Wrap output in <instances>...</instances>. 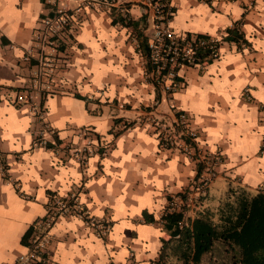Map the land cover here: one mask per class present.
<instances>
[{
    "label": "crops",
    "instance_id": "obj_1",
    "mask_svg": "<svg viewBox=\"0 0 264 264\" xmlns=\"http://www.w3.org/2000/svg\"><path fill=\"white\" fill-rule=\"evenodd\" d=\"M76 5L0 0V264L26 251L22 235L43 214L47 195L70 192L109 227L102 233L74 215L57 217L47 229L41 263L157 260L164 236L160 214L197 169L183 153L160 147L151 124L167 122L176 108L188 114L199 143L223 155L203 194L182 195L184 218L215 208L228 185L253 192L264 183V152L258 150L264 139V0H170L173 31L219 33L221 40L217 57L203 68L181 65L183 84L167 93L142 81L144 56L135 49V31L111 21L116 11L78 14ZM122 5L131 19L146 17L137 0ZM62 7L77 24L55 37L60 48L45 45L42 56L32 46L34 34L43 17ZM232 24L242 40L224 38ZM137 30L150 35L146 21ZM44 127L47 144L36 145L35 133ZM85 144L91 151L77 159L73 147ZM214 182L222 187L209 194Z\"/></svg>",
    "mask_w": 264,
    "mask_h": 264
},
{
    "label": "built area",
    "instance_id": "obj_2",
    "mask_svg": "<svg viewBox=\"0 0 264 264\" xmlns=\"http://www.w3.org/2000/svg\"><path fill=\"white\" fill-rule=\"evenodd\" d=\"M75 11L85 9H113L119 15L128 18L123 7L126 0H76ZM146 10L145 21L150 25V35L146 38V50L135 44L138 53L144 56L142 66V81L159 87L165 93L180 87L183 83L178 78L177 69L181 65H197L203 68L206 61L215 59L218 55V44L221 40L219 33H206L190 35L173 31L168 25L170 0H137ZM41 27L34 34L32 46L43 53V47L49 46L54 50L57 46L55 37L65 27L76 26L75 18L66 7L59 8L54 15H46L41 20ZM29 50V49H28ZM55 51V50H54ZM49 55V53H48ZM50 56L43 63L47 64ZM38 78V77H37ZM37 83H40L37 79ZM245 93V92H244ZM16 99L22 100L23 95L16 94ZM264 110V109H263ZM264 112V111H263ZM151 124L156 130L157 141L160 147L173 149L183 153L196 164V173L190 179L186 189L179 194L170 197L164 211L179 210L182 195L196 197L204 193L206 186L219 174L218 167L223 160L222 152L215 147L209 149L199 143V133L191 126L190 118L184 111L176 108L172 111L168 121L153 119ZM45 127L37 130L34 143L45 146L47 140L43 137ZM259 152H264V139L259 145ZM91 151L87 144L75 146L72 149L77 159H82V153ZM74 215L83 220L86 226L104 233L108 229L106 220L91 216L78 202L76 195L70 192L66 195L50 193L44 204V211L33 224V230L29 234L26 243V251L18 254L11 262L6 264H40L48 242L47 229L57 217ZM178 223L184 224L185 218Z\"/></svg>",
    "mask_w": 264,
    "mask_h": 264
},
{
    "label": "trees",
    "instance_id": "obj_3",
    "mask_svg": "<svg viewBox=\"0 0 264 264\" xmlns=\"http://www.w3.org/2000/svg\"><path fill=\"white\" fill-rule=\"evenodd\" d=\"M55 12L53 9L50 14L54 15ZM144 15L145 12L137 20L129 16L126 19L118 13L111 17L112 22L119 21L135 31L133 38L141 52L146 50V37L137 30V25L145 24ZM224 38L242 40L237 25L228 27ZM56 47L60 48V45ZM128 124L125 123V126ZM181 218L183 213L179 210L160 214L164 236L161 237L159 258L152 264H159L158 260L166 255L167 250L181 263H198L201 255L210 251L216 238L225 244L226 250L233 251L228 264H264V183L253 192L242 186L228 185L226 195L215 208H205L193 217H185V223L180 225L178 221ZM33 224L22 235L25 244Z\"/></svg>",
    "mask_w": 264,
    "mask_h": 264
},
{
    "label": "rangeland",
    "instance_id": "obj_4",
    "mask_svg": "<svg viewBox=\"0 0 264 264\" xmlns=\"http://www.w3.org/2000/svg\"><path fill=\"white\" fill-rule=\"evenodd\" d=\"M222 187L221 184L216 185V182H214L209 187V194H216L218 190ZM222 193V189L219 192V194ZM212 198V197H210ZM236 252V249L235 251ZM233 251L232 250H226L225 244L218 238L213 240L212 247L209 252H204L201 255V259L198 263L195 264H228L231 262ZM171 251L167 250L166 256H165V264H181L179 263L176 258L171 257ZM180 261V260H179ZM189 264V263H188ZM192 264V263H190ZM194 264V263H193Z\"/></svg>",
    "mask_w": 264,
    "mask_h": 264
}]
</instances>
